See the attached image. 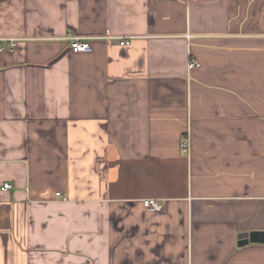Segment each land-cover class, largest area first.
I'll return each mask as SVG.
<instances>
[{"label": "crops", "instance_id": "0c3cea01", "mask_svg": "<svg viewBox=\"0 0 264 264\" xmlns=\"http://www.w3.org/2000/svg\"><path fill=\"white\" fill-rule=\"evenodd\" d=\"M251 233L264 0H0V264H264Z\"/></svg>", "mask_w": 264, "mask_h": 264}, {"label": "built area", "instance_id": "2783aa9c", "mask_svg": "<svg viewBox=\"0 0 264 264\" xmlns=\"http://www.w3.org/2000/svg\"><path fill=\"white\" fill-rule=\"evenodd\" d=\"M118 44L120 47H129L130 46V39L129 38H119ZM70 50L73 53H90L92 51L91 46L88 43L82 42L79 38H71L70 39ZM199 64L196 61L190 60L187 63V70L190 71L194 68H198ZM183 149L187 148L186 141L182 144ZM11 189V185L4 184L3 190H9ZM56 196H59V193L56 194ZM143 206L151 212H159L162 210V205L159 203L156 199H146L142 201Z\"/></svg>", "mask_w": 264, "mask_h": 264}, {"label": "water", "instance_id": "95a60500", "mask_svg": "<svg viewBox=\"0 0 264 264\" xmlns=\"http://www.w3.org/2000/svg\"><path fill=\"white\" fill-rule=\"evenodd\" d=\"M264 242V235L251 233L250 235H240L238 246L246 245L247 243Z\"/></svg>", "mask_w": 264, "mask_h": 264}]
</instances>
